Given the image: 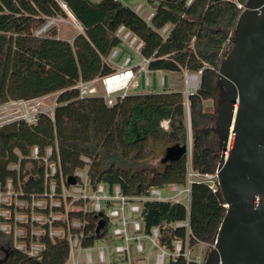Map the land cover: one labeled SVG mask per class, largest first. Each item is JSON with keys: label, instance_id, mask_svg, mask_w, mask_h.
Segmentation results:
<instances>
[{"label": "trees", "instance_id": "1", "mask_svg": "<svg viewBox=\"0 0 264 264\" xmlns=\"http://www.w3.org/2000/svg\"><path fill=\"white\" fill-rule=\"evenodd\" d=\"M155 16L147 24L122 0H0V106L20 100L59 93L54 119L42 115L38 124L29 127L24 122L0 128V180L10 173L9 163L31 160L34 147L42 154L47 148L60 156L66 176L83 168V158L92 160L90 183L120 185L124 194L142 195L150 187L185 183L187 156L164 163L163 169L152 172L145 162L156 155L160 147L188 143L185 97L181 92L128 94L121 102L109 107L102 97L80 98L74 89L79 82L103 78L115 71L106 63L122 42L116 36L123 26L143 43L142 56L150 60L149 71L201 73L199 89L189 98L191 112L192 163L197 170L210 173L216 167V157L209 148L210 137L201 128L210 114L204 102L217 98L220 51L227 36L235 32L242 9L248 0H146ZM66 6L81 29L73 40L59 38L54 28L38 34L48 19H68ZM170 26L165 41L160 31ZM169 121V131L162 127ZM19 151L22 161L16 155ZM190 226L198 242L211 244L226 217V202L221 194H213L204 185L192 190ZM147 230L160 229V244L171 252L175 245L187 240L185 229L173 227L186 220L181 204L148 203L145 205ZM96 217L87 232L86 245L92 246ZM0 245L4 247L0 238ZM66 244L49 245L41 260L30 259L10 251L5 264H62L68 257ZM0 253V257H1ZM169 264H198L179 257Z\"/></svg>", "mask_w": 264, "mask_h": 264}, {"label": "built area", "instance_id": "2", "mask_svg": "<svg viewBox=\"0 0 264 264\" xmlns=\"http://www.w3.org/2000/svg\"><path fill=\"white\" fill-rule=\"evenodd\" d=\"M193 1L188 0L187 6ZM236 6L242 9V12L246 10V5L237 3ZM144 8V5L139 4L134 11L141 15ZM154 16L155 10L149 12L144 20L149 24ZM44 30H38V34H42ZM170 30L171 27L166 26L160 31L165 41ZM116 36L122 45L127 46L136 55H141L144 45L131 31L121 26ZM233 46L234 32L227 36L219 53L222 62ZM118 55L119 49H115L106 63H111ZM122 63L119 70L113 74L79 82L73 88L79 91L82 99L102 97L109 107L117 105L126 98L128 90L136 81L135 69L147 73L151 62L143 58L142 63L133 68L132 58L127 56ZM193 77L198 76L186 75V88L189 93L190 89L197 88L199 82L194 81ZM146 86H149V79ZM46 98L47 96L36 100L12 101L0 106V114L5 113L3 117H10L0 124V128L21 122L33 127L38 124L42 115L54 119L58 100L54 107L45 111L43 108L46 106ZM162 127L169 131V121H164ZM31 151L30 158L35 162L9 163L7 168L10 175L5 181L0 180V238L5 248L30 259L41 260L49 245L66 244L69 254L62 264H80L83 257L86 264H93L94 249L98 251L100 264H149L150 252L148 253L142 244L145 239L150 249H157L154 264H169L171 260L175 261L179 257L186 258L188 262H197L191 259V250L195 246L191 247L189 240L194 237L190 226L192 190L195 184H199L206 186L213 194L221 192L218 175L223 148L220 158L216 159L215 169L210 173H203L192 163V146L187 155L185 183L150 187L142 195L124 194L120 185L101 183L94 186L90 183L91 158L81 159L84 167L70 176L75 178L74 185L68 184L69 176L64 173L58 153L55 160L54 150L50 147L46 149L45 154H42L39 147H34ZM15 153L22 161L24 157L21 153ZM227 155L228 152L226 157ZM163 192H166L165 196ZM160 202L181 204L186 209V220L177 221L173 227L185 229L187 240L184 243L179 241L174 247V252L160 244L162 232L159 228H146L145 205ZM224 207L227 210V204ZM93 216L96 217L95 231L100 220H105V226L98 237L103 235L104 230L107 229V232L106 236L95 240L92 246H87V232L92 226Z\"/></svg>", "mask_w": 264, "mask_h": 264}, {"label": "water", "instance_id": "3", "mask_svg": "<svg viewBox=\"0 0 264 264\" xmlns=\"http://www.w3.org/2000/svg\"><path fill=\"white\" fill-rule=\"evenodd\" d=\"M236 25L234 46L219 70L226 100L219 110L225 139L218 178L228 207L208 264H264V0H248ZM191 147L192 136L167 148L163 163L187 156ZM104 226L102 219L97 236ZM10 251L0 245V264Z\"/></svg>", "mask_w": 264, "mask_h": 264}, {"label": "rangeland", "instance_id": "4", "mask_svg": "<svg viewBox=\"0 0 264 264\" xmlns=\"http://www.w3.org/2000/svg\"><path fill=\"white\" fill-rule=\"evenodd\" d=\"M95 3H100L102 0H92ZM123 2L130 7L132 10H134L137 6V4L141 3L145 5V9L141 13V16L145 17L150 10V6L147 4L146 0H123ZM47 23H49V26L42 32H46L48 29L54 28L57 30L58 36L61 39H71L72 37L76 36L77 34L81 33L83 30L81 29V26L77 22V20L73 17V15L69 14L68 19L63 18H52L48 19ZM120 51H124L126 54H129L130 57L133 58V56H136L135 53L129 49L127 46L122 45ZM126 55H122L121 59L120 57L112 60L111 64L115 69H119L121 65L123 64V60ZM196 75L199 77V82L196 89H190V93L188 92L186 88V75ZM201 74H195V73H189L187 70L180 72H169V71H156V72H140L137 77L136 81L131 85L130 89L128 90V94H148V93H158L162 92L164 90L167 91H175V92H183L182 94L185 97V112H186V129L188 131V139L190 136L194 135V130L189 129V114L190 108H189V98L191 97V93H195L199 87H200V81H201ZM150 80V85L146 86V81ZM224 86L222 82L218 81L217 86V98L208 100L207 102H204V111L208 114H210V118L208 122L201 128V133L204 137H210L209 139V148L214 152L216 159L218 160L220 158V155L222 153L223 148V142L225 139V131L220 133V124H219V110L221 106L224 104L226 100V94H224ZM59 93H54V95L47 96L44 106V110L47 111L49 108L54 107L55 103L57 102ZM46 107V108H45ZM48 107V108H47ZM5 113L0 114V124L8 117H3ZM167 148L160 147L156 150V155H154L152 158L148 159L145 164L149 167V169L152 172H158L159 170L163 169L164 163L163 159L165 157ZM163 195H166V192H163ZM143 246L145 247V250L149 253L150 252V259L148 260L149 264L155 263V258L157 255V249H150V247L147 244V240L144 239L142 241ZM214 243L211 244H205V243H199L195 245L194 249L191 250V259L197 260L198 264H208L213 253H214ZM78 253V252H77ZM93 257L94 262L93 264H100L98 263V251L96 249L93 250ZM4 255L2 254L0 258H2ZM84 255H82L83 257ZM168 261V257L166 258V263ZM80 264H86L85 258H81Z\"/></svg>", "mask_w": 264, "mask_h": 264}, {"label": "crops", "instance_id": "5", "mask_svg": "<svg viewBox=\"0 0 264 264\" xmlns=\"http://www.w3.org/2000/svg\"><path fill=\"white\" fill-rule=\"evenodd\" d=\"M123 1V0H122ZM147 2V1H146ZM95 3V2H94ZM124 3V2H123ZM125 4V3H124ZM139 4H141V3H139ZM139 4H137V5H139ZM143 5V4H142ZM145 6V5H144ZM150 8L152 9V10H150V12L151 11H154V8L153 7H151L150 6ZM145 9V8H144ZM141 16V15H140ZM143 19H144V17L143 16H141ZM75 37V36H74ZM74 37H72L71 39H67V41H71V40H73L74 39ZM64 40H66V39H64ZM122 55H126L125 57H127V56H129V54H126L124 51H120V49H119V55H118V57L117 58H119L120 57V59H121V57H122ZM136 55V54H135ZM116 58V59H117ZM132 58V57H131ZM144 57L142 56V54L141 55H136V56H133V58H132V62H133V68H135L136 66H138V65H140L141 63H142V59H143ZM109 65L112 67V69L114 70V71H116L117 69H115L113 66H112V64L111 63H109ZM119 70V69H118ZM148 71H149V69H148ZM135 72H137L136 73V75H138L140 72H138V70H136L135 69ZM150 72H152V71H150ZM149 85H150V80H149ZM165 91V90H164ZM163 92V91H162ZM169 92H172V91H169ZM183 93V92H182ZM136 95V94H135Z\"/></svg>", "mask_w": 264, "mask_h": 264}, {"label": "bare ground", "instance_id": "6", "mask_svg": "<svg viewBox=\"0 0 264 264\" xmlns=\"http://www.w3.org/2000/svg\"><path fill=\"white\" fill-rule=\"evenodd\" d=\"M193 80L198 82L199 81V77H193Z\"/></svg>", "mask_w": 264, "mask_h": 264}, {"label": "flooded vegetation", "instance_id": "7", "mask_svg": "<svg viewBox=\"0 0 264 264\" xmlns=\"http://www.w3.org/2000/svg\"><path fill=\"white\" fill-rule=\"evenodd\" d=\"M220 128H221V126H220ZM219 131H220V133H222V132H224V129H223V128H221Z\"/></svg>", "mask_w": 264, "mask_h": 264}]
</instances>
